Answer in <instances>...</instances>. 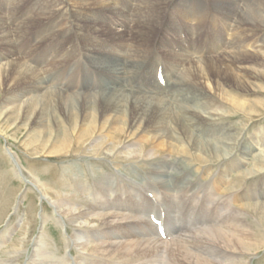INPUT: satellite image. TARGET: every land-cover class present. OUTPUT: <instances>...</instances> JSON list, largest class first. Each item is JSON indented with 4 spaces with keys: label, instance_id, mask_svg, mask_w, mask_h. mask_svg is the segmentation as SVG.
<instances>
[{
    "label": "bare ground",
    "instance_id": "1",
    "mask_svg": "<svg viewBox=\"0 0 264 264\" xmlns=\"http://www.w3.org/2000/svg\"><path fill=\"white\" fill-rule=\"evenodd\" d=\"M4 8L0 2L5 81L22 88L14 89L2 112L38 120L36 140L42 146L52 135L46 125L58 117L64 139L57 146L55 140L49 150L45 144L50 154H71L70 141L75 148L85 144L92 154L113 155L116 163L119 158L139 163L147 175L144 183H135L138 193L120 189L116 204L107 202L110 188L104 194L95 187L94 194L105 195V201L88 203L86 211L68 208L66 218L76 228L65 241L77 251L75 257L69 258V250L55 259L51 251L38 248L37 238L43 236L38 232L25 263L17 249L4 253L0 264H248L247 255L256 249L243 228L250 223L248 212L256 213L264 228V191H254L247 180L264 172V154L252 153L256 145L264 152V127L249 139L240 132L264 114V98L247 97L249 91L264 93V0H11L7 13ZM248 30H260L253 33L257 41ZM22 40L23 49L37 57L31 65L18 59L30 57L20 56ZM77 54L80 83L74 69H64ZM52 58L61 65L56 72L54 64L51 74L35 71L37 62ZM159 62L165 69L163 83L155 73ZM251 75L260 83L251 82ZM232 116L239 117L240 126L225 120ZM104 129L105 144L96 146L94 135L101 138ZM167 151L185 157L184 167L174 170L162 156ZM251 159L256 171L233 174ZM220 163L225 171L210 174ZM14 166L22 180L19 163ZM227 174L231 180L226 181ZM224 193L227 200L216 197ZM252 196L257 201L251 203ZM151 216L164 227L163 237Z\"/></svg>",
    "mask_w": 264,
    "mask_h": 264
},
{
    "label": "rangeland",
    "instance_id": "2",
    "mask_svg": "<svg viewBox=\"0 0 264 264\" xmlns=\"http://www.w3.org/2000/svg\"><path fill=\"white\" fill-rule=\"evenodd\" d=\"M0 2L2 6H4L5 4L6 9L4 8L3 12L7 13V2L10 3L11 0H0ZM190 5L191 3L187 4L188 7ZM217 26H221L219 21ZM258 31L260 30H254V32L248 30L252 41H257L258 38L257 36H254L253 33H258ZM181 37L183 38L182 35ZM229 38L230 36H228L227 39ZM23 41L25 42V40H22L19 44V48L22 52V55L20 56L25 57L29 54L28 57H30L29 59H27V61L26 58L18 59H21V64H30V62H34L31 60H33V58L37 59V57H35L33 51H27V49L25 51L23 49L26 45V43H24ZM186 46L187 42H185V47ZM4 52L5 51L0 48V55H2ZM21 52L18 51V54H20ZM75 56L73 58L74 60L71 59L70 61H68V63L65 64L64 69L67 72H72L74 69V73L76 75L74 77V80L75 82H79L81 80L79 74L81 72L82 65L79 59L80 55L77 54ZM5 60L6 59L2 60L0 58V241L3 242L0 243V258H4V253L6 254L11 251L16 252L17 249H20V261L25 263L33 252L34 240L38 236V232H42L43 234V236L37 238V240L40 242L38 244L40 245V247L38 248H43L48 253L52 252L53 256H55V259H61L69 250L72 251L69 258L75 257L77 255V251L72 247H67L65 241V237L70 236L76 228V223L70 222L67 220L68 218H66L67 214L69 213L68 208L74 207L75 209L78 208V210L86 211L88 203H94L95 201L97 203H101L102 201H105V195L100 196L99 194H94L95 187H100L104 194L105 188L106 190L110 188L107 192V202L116 204L118 201H116L115 197L120 195V189L126 190L133 195L136 194V192L138 193V189L137 187H135V183H144L143 178H145L147 173L137 165L139 163L124 160L123 162H121L122 158L117 159V161L119 162L116 163V159L112 157L113 155L107 157L105 156V153L92 154L89 151L88 145H85L84 143H82L84 145L80 146L81 148H75L78 145L74 143L72 144L71 141L68 142V144H71L69 146V149H73L71 154L67 153L58 155V153H48L47 150L52 149L54 147V143H56L57 146L60 144V141H63L64 139L63 133H61L59 129L57 130L58 124L56 125V123L58 117L54 121L50 120L49 125L47 124L45 127V130L49 131V133L52 132L50 139L48 138V141L46 142V150L44 147L46 143L42 146L40 145L42 142H39L41 140H36V138H38L36 137V132L38 133V129L36 128V126L38 125V120L25 119L26 117H24L20 113V115L17 114L16 116L14 115L12 117L9 116L6 112H2L5 111V107L8 102L7 99L12 95L14 89L17 91V89L22 88L20 83V85L16 86L13 80L7 79V81H5L6 75H4V68H6L5 66L8 62ZM53 60L54 58L46 60L44 63L41 61V65L37 64L38 62L36 61L37 63L34 67L36 70H34L37 73H44L45 75L51 74L61 67L60 64L56 65L55 60ZM73 63L75 64L73 65ZM52 64L55 65L54 71L52 70L53 67H51ZM47 65L49 66L47 67ZM149 73L150 77L154 78L151 69ZM155 73L157 75V81L159 83H163V74L165 73V69L162 66L161 62H159L157 67L155 68ZM14 76L15 77L12 79L16 78V75ZM251 76L252 77L249 76L251 78V82L260 83L258 82L259 80L257 79V77L253 79V75ZM67 79H69V76L67 77ZM16 80H18V78H16ZM154 80L156 79L154 78ZM164 84H160V86L163 87ZM225 86H227L229 89H234L233 86H229V84H225ZM259 91L260 90L249 91L247 93V97L249 99L262 100L264 98V93H257ZM221 108L224 107L221 106ZM221 113H225V111H222ZM262 116H259V118H257L259 119V121H257L256 123L252 124V122H250L248 123V126L244 125V127H242V132L240 133L243 140L244 138H253L255 132L258 129L261 130V128L264 127V114H262ZM59 119L63 120V117L61 116L59 117ZM225 120L235 122L234 125L240 126L239 117L236 118L235 116H232V118L228 117V119ZM68 131L71 132L70 130ZM101 135V138L94 135V138L97 139V141L94 142L96 146L99 145L100 142H104L105 144V129L103 130V133H101ZM39 139H41L40 133ZM243 140L238 143L237 146H233L234 148H232V157L238 155V150L240 149ZM125 141L126 140L124 139L123 142ZM104 144L102 152L106 151ZM256 147L257 149L252 152L253 154H256L258 152L264 154V152L261 151L263 148H261L259 145H256ZM162 156L163 158L168 159L170 162H173L174 170L178 165L179 167H184L183 163H185L186 161V159H184L185 157L182 158L181 155H175V153L169 155L168 151L165 152ZM154 160H157V157ZM249 161H247L246 165H241L237 170L233 171L234 173H231L235 174L237 173V171L247 168H252L253 171H256V163L252 159L250 162ZM17 162L19 163L20 168L19 173H21L23 178L28 179L30 182H32V184L23 183V178L22 180H20L17 168L14 166V163ZM116 164L119 166L116 167ZM142 165L147 167L148 163L144 162ZM70 166L73 170L70 168ZM225 166L226 165L223 163L216 164V166L212 167V171L210 174H215V172L217 173L218 170L221 171V169L225 171ZM195 171V169L191 170L193 175H190L192 176L191 179H194L193 173H195ZM210 174L204 177L206 179V182H209V178H211L212 176ZM197 175L201 176L199 172L197 173ZM229 176L230 175L228 174L226 175V181L231 180ZM202 180L203 179L200 178V180H198L197 182L201 184V182L204 181ZM247 180L248 182L252 183L254 191H258V188L259 191L262 189L264 191V184L260 186V184L264 182V172H261L259 174L256 173V175H253L252 178L250 177ZM110 185H112L114 189H112ZM241 190L242 187L237 189V191L239 192ZM73 193H75L78 197L72 200L70 199L69 195ZM147 194L152 196L151 193L147 192ZM67 197L68 202L65 200L64 205L59 206L58 201ZM216 197L221 198L222 200H227V195L225 193L223 195H216ZM245 198L247 199L246 196ZM251 198V203H253V201H257V199H253V196ZM77 199L79 200L78 202ZM119 199L124 200L125 197L122 196ZM234 207L235 206L230 205V210L232 209L236 212H240L238 209H236V207ZM248 214H250V216L247 215L246 218L247 221L250 222L248 223L250 226L245 225L243 228H246L245 230L249 231L248 233L252 234H249L250 242L252 243L251 248L256 249L251 251V253L247 255L246 258L249 261L248 264H264V228L261 226V224L257 223L256 213L248 212ZM58 217L61 219V222H57ZM251 223H253V225ZM240 228L242 227L240 226ZM126 229L127 227H125V230ZM121 230L122 229L120 228V231ZM138 230L141 231V229ZM156 230L158 231V229ZM256 230H258V232ZM82 235L83 234L81 233V236ZM154 237L155 236H152V238ZM84 238L87 239L86 237ZM92 239L93 238H91V240Z\"/></svg>",
    "mask_w": 264,
    "mask_h": 264
}]
</instances>
